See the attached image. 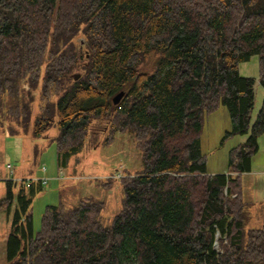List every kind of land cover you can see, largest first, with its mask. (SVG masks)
Returning a JSON list of instances; mask_svg holds the SVG:
<instances>
[{"label":"trees","instance_id":"trees-1","mask_svg":"<svg viewBox=\"0 0 264 264\" xmlns=\"http://www.w3.org/2000/svg\"><path fill=\"white\" fill-rule=\"evenodd\" d=\"M256 56L264 85V0H0V116L34 136L55 127L60 168L101 123L103 145L128 132L143 164L120 180L110 226L105 202L84 196L47 206L36 233L44 185L16 197L9 180V264H264V222L248 226L241 183L264 134V97L254 116L255 77L240 72ZM221 106L223 141L247 138L228 173L209 174L202 132Z\"/></svg>","mask_w":264,"mask_h":264},{"label":"rangeland","instance_id":"rangeland-1","mask_svg":"<svg viewBox=\"0 0 264 264\" xmlns=\"http://www.w3.org/2000/svg\"><path fill=\"white\" fill-rule=\"evenodd\" d=\"M254 58L258 60L257 56ZM257 72L259 75V62ZM38 103L39 98L34 103V112L38 109ZM256 104L258 105L257 102ZM257 105L254 116L257 114ZM11 123L8 117L0 116V200L7 197L9 180L14 182L12 189L17 197L22 184L31 179L41 181V178H48L42 190L34 197L30 208L36 233L41 230L47 206L57 205L61 201L75 204L84 196H92L105 202L102 220L105 225L110 226L122 208L123 190L120 180L129 172H140L143 168L141 151L137 148L133 135L118 132L110 145H103L101 139L104 124H97L95 141L80 156L73 158L67 167L60 169L53 139V135L57 134L55 127L47 132L51 137L48 134L34 136L32 129L26 132L23 128H18L16 131L10 127ZM230 128L229 112L224 106L205 117L202 150L207 156L209 174L229 170L230 150L242 140L241 135H235L223 141L226 130ZM260 141V151L253 156V166L256 165L254 169L264 172V138ZM44 167L46 170H43ZM245 191L250 202L245 209L246 222L259 225L264 218V194L258 189ZM16 209V199L10 205V210L6 204L0 207V264H9L7 243Z\"/></svg>","mask_w":264,"mask_h":264},{"label":"crops","instance_id":"crops-1","mask_svg":"<svg viewBox=\"0 0 264 264\" xmlns=\"http://www.w3.org/2000/svg\"><path fill=\"white\" fill-rule=\"evenodd\" d=\"M249 64H253V65L250 66ZM257 65H258V60H257V58L253 57L249 62H245V63L240 64V72L242 75L252 76V77H255L256 79H258L259 75L257 72ZM260 92H262V93L264 92V85H262L261 83L258 87V93H257V97H256V102L258 103V105L256 104L257 108L255 110L256 111L255 113L258 112V110L261 106V103H262V99L264 97V93H263V96L260 97ZM241 136H242L241 137L242 140L240 142L245 141V139L247 138V135H241ZM262 138H264V135L262 136ZM262 138H260V139H262ZM260 142L261 141L259 140V148H260ZM255 167H257V166L256 165L253 166V160H252V170L250 172H246V173H243L241 175L242 194H243V198L246 202V207H247V205L250 204V202L248 201V199L246 197L247 193H246L245 189H247V190L258 189V190L262 191L264 194V172H260L257 169H254ZM60 169H62V168H60ZM223 173H228V171L223 172ZM245 177H247V178L245 179ZM263 222H264V218L259 225H253V223L249 224V222H247V223H248V226H250V227H257V226H261L263 224Z\"/></svg>","mask_w":264,"mask_h":264},{"label":"water","instance_id":"water-1","mask_svg":"<svg viewBox=\"0 0 264 264\" xmlns=\"http://www.w3.org/2000/svg\"><path fill=\"white\" fill-rule=\"evenodd\" d=\"M75 78H78V77L75 76ZM259 85H260V81H259L258 79L255 78V83H254V86H253L254 94H255V98L257 97V93H258V87H259ZM123 95H124V92H123V91L120 92V93H118V94L114 97V99H113L114 103L117 104V103L120 101V99L123 97Z\"/></svg>","mask_w":264,"mask_h":264},{"label":"built area","instance_id":"built-area-1","mask_svg":"<svg viewBox=\"0 0 264 264\" xmlns=\"http://www.w3.org/2000/svg\"><path fill=\"white\" fill-rule=\"evenodd\" d=\"M9 167H11V165H9ZM43 170H46V168L44 167ZM119 176H120V175H119ZM34 180H36V179H34ZM40 180H41L42 184H44V183H47L48 178H41ZM27 183H28V182H27ZM28 184H29V183H28Z\"/></svg>","mask_w":264,"mask_h":264},{"label":"bare ground","instance_id":"bare-ground-1","mask_svg":"<svg viewBox=\"0 0 264 264\" xmlns=\"http://www.w3.org/2000/svg\"><path fill=\"white\" fill-rule=\"evenodd\" d=\"M250 66H252L253 64H249ZM264 93V92H263ZM263 93L262 92H260V97H262L263 96Z\"/></svg>","mask_w":264,"mask_h":264}]
</instances>
